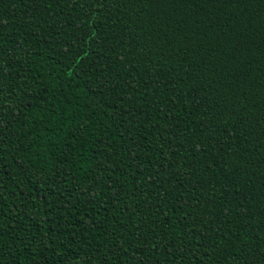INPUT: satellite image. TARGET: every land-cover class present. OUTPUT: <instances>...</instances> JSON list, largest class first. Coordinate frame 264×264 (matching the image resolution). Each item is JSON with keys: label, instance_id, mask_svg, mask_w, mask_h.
I'll return each mask as SVG.
<instances>
[{"label": "trees", "instance_id": "1", "mask_svg": "<svg viewBox=\"0 0 264 264\" xmlns=\"http://www.w3.org/2000/svg\"><path fill=\"white\" fill-rule=\"evenodd\" d=\"M0 264H264V0H0Z\"/></svg>", "mask_w": 264, "mask_h": 264}]
</instances>
